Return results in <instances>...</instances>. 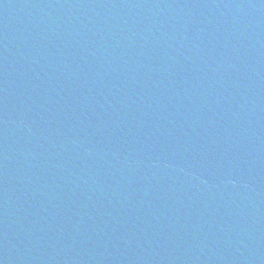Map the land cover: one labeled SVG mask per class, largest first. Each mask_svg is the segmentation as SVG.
Wrapping results in <instances>:
<instances>
[{
  "label": "water",
  "instance_id": "1",
  "mask_svg": "<svg viewBox=\"0 0 264 264\" xmlns=\"http://www.w3.org/2000/svg\"><path fill=\"white\" fill-rule=\"evenodd\" d=\"M0 264H264V0H0Z\"/></svg>",
  "mask_w": 264,
  "mask_h": 264
}]
</instances>
